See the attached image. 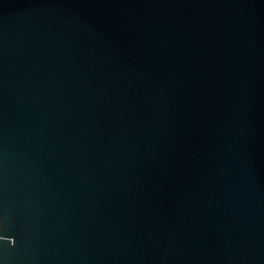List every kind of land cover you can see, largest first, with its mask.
Here are the masks:
<instances>
[{"label": "water", "instance_id": "obj_1", "mask_svg": "<svg viewBox=\"0 0 264 264\" xmlns=\"http://www.w3.org/2000/svg\"><path fill=\"white\" fill-rule=\"evenodd\" d=\"M0 264H264V0H0Z\"/></svg>", "mask_w": 264, "mask_h": 264}, {"label": "snow or ice", "instance_id": "obj_2", "mask_svg": "<svg viewBox=\"0 0 264 264\" xmlns=\"http://www.w3.org/2000/svg\"><path fill=\"white\" fill-rule=\"evenodd\" d=\"M0 235H2V234H0Z\"/></svg>", "mask_w": 264, "mask_h": 264}]
</instances>
